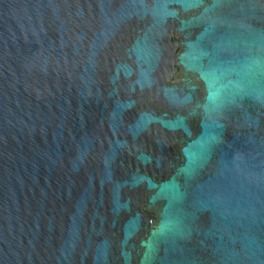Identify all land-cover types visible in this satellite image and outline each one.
<instances>
[{
  "label": "water",
  "instance_id": "95a60500",
  "mask_svg": "<svg viewBox=\"0 0 264 264\" xmlns=\"http://www.w3.org/2000/svg\"><path fill=\"white\" fill-rule=\"evenodd\" d=\"M0 264H264V0H0Z\"/></svg>",
  "mask_w": 264,
  "mask_h": 264
}]
</instances>
